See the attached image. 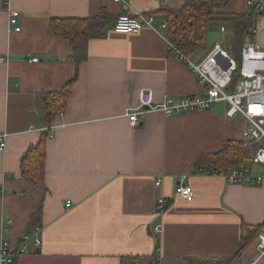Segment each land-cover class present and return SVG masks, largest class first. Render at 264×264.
Segmentation results:
<instances>
[{
	"label": "crops",
	"instance_id": "0c3cea01",
	"mask_svg": "<svg viewBox=\"0 0 264 264\" xmlns=\"http://www.w3.org/2000/svg\"><path fill=\"white\" fill-rule=\"evenodd\" d=\"M183 3L0 0V131L7 133L0 149V249L4 241L16 247L25 231L40 239L27 253L15 254L14 264H121L129 255L141 257V264L155 258L159 264L206 256L233 257L231 264L258 259L260 231L246 245L241 231L243 224L264 222V180L234 183L207 168L194 170L200 154L220 151L226 140L243 141V117L228 118L225 101L171 116L150 110L139 126L125 115L128 105H138L141 89H152L155 103L166 95L203 93L197 77L169 51L162 27L165 10ZM10 9L20 12V31L9 22ZM249 9L247 0H229L220 11ZM101 10L111 15V24L105 36L89 41L88 58L77 68L72 48L54 36L50 20ZM135 12L152 14L154 27L112 29L120 15ZM255 25L264 46V15ZM76 74L46 140V189H33L21 176L20 160L41 135L36 96L60 90ZM257 167L255 174L264 175V166ZM180 183L194 188L192 201L176 193ZM160 198L168 204L163 213L157 211ZM40 202V225L30 227ZM159 224L162 232L156 233ZM256 264H264V257Z\"/></svg>",
	"mask_w": 264,
	"mask_h": 264
},
{
	"label": "built area",
	"instance_id": "2783aa9c",
	"mask_svg": "<svg viewBox=\"0 0 264 264\" xmlns=\"http://www.w3.org/2000/svg\"><path fill=\"white\" fill-rule=\"evenodd\" d=\"M6 4L9 0H5ZM117 3L123 0H114ZM249 6H256L260 14H264V0H247ZM20 12L9 10V22L14 26V31H20L18 25ZM144 27H154V17L145 12L123 14L113 24L112 29L117 33H137ZM166 29L167 22L162 23ZM221 32L226 33V26L220 27ZM258 28L253 25L249 28V34L241 47L238 58L233 53V44H225L216 41L208 53L200 58H195L196 53L184 52L181 46L174 40L166 37L169 51L177 57L204 86L203 93L173 97L166 95L160 103L154 101L152 89L139 91L137 106L128 105L125 115L132 126H139L150 110H160L166 116L208 110L215 103L225 101L228 103L226 112L228 118L238 115L244 119L242 135L245 151L250 161L255 165L264 166V47L256 39ZM0 55V62L3 61ZM34 57L33 61H38ZM235 76H238L235 79ZM34 128V126H32ZM45 127L39 130H45ZM7 133L0 131V149L6 146ZM230 182L260 183L264 175L254 174L249 165L232 166L227 171L220 172ZM210 174V173H209ZM176 193L187 201L194 198V188L190 184L180 183ZM162 198L157 201V211L162 213L166 206ZM69 206V203H68ZM156 233L162 232V225H156ZM40 244L39 238H33L32 234L25 233L20 237L16 247L3 242L0 249V264H14L15 254L27 253L31 244ZM259 256L252 264L264 257V222L256 242ZM160 251V248H157ZM153 264H159V258L153 260Z\"/></svg>",
	"mask_w": 264,
	"mask_h": 264
},
{
	"label": "trees",
	"instance_id": "16d2710c",
	"mask_svg": "<svg viewBox=\"0 0 264 264\" xmlns=\"http://www.w3.org/2000/svg\"><path fill=\"white\" fill-rule=\"evenodd\" d=\"M228 1L184 0L183 5L178 9H166V36L176 41L184 52L201 54L207 51L213 24L217 23L220 27L225 25L230 29L233 53L238 58L243 42L249 34V28L255 25L258 15L264 14H260L254 4L243 13L221 12L220 9L224 8ZM111 21V15L101 10L97 16L91 17H53L50 20V29L56 38L68 41L78 68L79 64L88 58L89 41L105 36ZM237 77L235 76V79ZM76 80L77 74L67 80L60 90L39 93L36 96V106L40 114L39 124L41 128L46 129L41 131L39 141L29 146L20 160L21 176L33 189L43 191L46 189V140L50 136L54 121L65 110L71 88ZM248 160L250 157L245 151L243 141L226 140L220 151L200 154L195 162L194 170L198 172L207 168L206 173L218 174L232 166L244 167ZM167 206L168 204L162 213ZM41 217L42 202L38 203L32 212L29 226L40 225ZM260 228V225H242L241 236L245 245L258 234ZM25 232L31 234V231ZM188 261L190 264H231L233 257H191ZM141 263V257L137 255L125 256L121 261V264Z\"/></svg>",
	"mask_w": 264,
	"mask_h": 264
},
{
	"label": "rangeland",
	"instance_id": "374dc122",
	"mask_svg": "<svg viewBox=\"0 0 264 264\" xmlns=\"http://www.w3.org/2000/svg\"><path fill=\"white\" fill-rule=\"evenodd\" d=\"M213 25H214V27L211 30L210 35H209V39H208V46H211V44L215 43V41H223L225 44L232 43L231 32H230L229 27L228 28L226 27V29H228L226 33H221L220 30H218L219 25H217V23L213 24ZM195 58H197V57H195ZM241 118H242V116H240V115L237 117L238 120ZM249 165L252 167V172L254 174L261 170L260 168L257 167V165H255L251 161L249 162Z\"/></svg>",
	"mask_w": 264,
	"mask_h": 264
}]
</instances>
